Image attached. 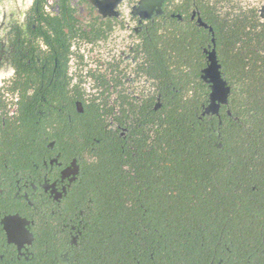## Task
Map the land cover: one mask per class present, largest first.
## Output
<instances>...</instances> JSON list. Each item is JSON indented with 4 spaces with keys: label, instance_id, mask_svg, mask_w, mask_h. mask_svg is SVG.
Returning <instances> with one entry per match:
<instances>
[{
    "label": "flooded vegetation",
    "instance_id": "flooded-vegetation-1",
    "mask_svg": "<svg viewBox=\"0 0 264 264\" xmlns=\"http://www.w3.org/2000/svg\"><path fill=\"white\" fill-rule=\"evenodd\" d=\"M25 3L3 0L9 10L0 7V68L15 69L10 83L0 81V264H84L95 244L115 241L106 219L115 210L107 203L116 174L131 180L132 162L149 156V186L137 194L163 197L166 133L180 121L210 125L221 117L226 105L216 116L205 112L211 90L203 71L215 51L227 82L217 34L239 16L263 33L264 0H32L26 11L11 7ZM197 95L198 114L177 109ZM170 193L197 195L191 199L201 206L225 195ZM252 193L254 212L243 215L250 222L200 206L197 221L183 225L192 236L179 264H264V189ZM156 222L163 228L162 216ZM140 257L147 264L146 249Z\"/></svg>",
    "mask_w": 264,
    "mask_h": 264
},
{
    "label": "trees",
    "instance_id": "trees-1",
    "mask_svg": "<svg viewBox=\"0 0 264 264\" xmlns=\"http://www.w3.org/2000/svg\"><path fill=\"white\" fill-rule=\"evenodd\" d=\"M217 44L231 88L221 117L210 125L198 120L192 124L180 121L166 133L163 197L137 194L149 186L143 170L144 158L149 156L140 153L132 162L131 180L126 174H116L108 183L115 194L107 203L115 210L111 214L108 211L112 216L106 219V230L115 241L112 244L107 236L105 242L95 244V251L84 264H142L144 249L147 264H179V256L188 250L192 236V228L183 225L196 222L200 211H221L222 207L229 221H251L243 215L254 212L252 190L264 189V32H257L251 17L239 16L229 22L224 33L217 34ZM201 103L197 95L180 101L177 109L198 114ZM191 116L196 119V114ZM151 157L157 166L160 157L155 153ZM157 174L156 169V179ZM200 189L221 190L225 195L210 196V202L201 206L194 203L197 195L168 194ZM222 199L227 202L217 201ZM160 216L164 220L161 229L156 222ZM159 231L164 234L163 243L158 242Z\"/></svg>",
    "mask_w": 264,
    "mask_h": 264
},
{
    "label": "water",
    "instance_id": "water-1",
    "mask_svg": "<svg viewBox=\"0 0 264 264\" xmlns=\"http://www.w3.org/2000/svg\"><path fill=\"white\" fill-rule=\"evenodd\" d=\"M209 62L210 65L203 71V80L210 85L211 90L209 105L205 112L216 116L219 113L220 107L227 105L231 88L221 77L220 65L218 64L215 51L210 54Z\"/></svg>",
    "mask_w": 264,
    "mask_h": 264
},
{
    "label": "clouds",
    "instance_id": "clouds-1",
    "mask_svg": "<svg viewBox=\"0 0 264 264\" xmlns=\"http://www.w3.org/2000/svg\"><path fill=\"white\" fill-rule=\"evenodd\" d=\"M32 0H26V3L24 5H13L11 6L14 10L15 7H22L25 11L31 7ZM0 7L3 8L5 12L9 10V5L3 4V0H0ZM47 11V9H45ZM22 19V17H21ZM41 47H44L41 45ZM15 75V69L11 66L7 67V69H2L0 68V81H6V82H11L12 79H14Z\"/></svg>",
    "mask_w": 264,
    "mask_h": 264
}]
</instances>
